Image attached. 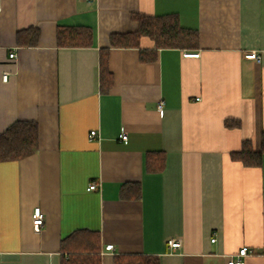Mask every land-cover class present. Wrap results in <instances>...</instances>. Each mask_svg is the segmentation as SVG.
Instances as JSON below:
<instances>
[{"label":"crops","instance_id":"obj_1","mask_svg":"<svg viewBox=\"0 0 264 264\" xmlns=\"http://www.w3.org/2000/svg\"><path fill=\"white\" fill-rule=\"evenodd\" d=\"M135 14L175 16L196 48L111 46L137 31ZM78 26L92 44L60 46L58 29ZM23 30L36 41L18 43ZM15 121L36 124L37 147L0 161V264H62L75 230L98 233L100 264H226L242 247L245 264H264V153L257 166L231 157L245 140L261 150L264 0H0V133Z\"/></svg>","mask_w":264,"mask_h":264},{"label":"trees","instance_id":"obj_2","mask_svg":"<svg viewBox=\"0 0 264 264\" xmlns=\"http://www.w3.org/2000/svg\"><path fill=\"white\" fill-rule=\"evenodd\" d=\"M138 23V29L132 33H113L110 35V45L117 47L136 46L141 36L154 40L157 47H175L191 50L197 46L195 30L182 27L175 16L133 15ZM35 32L29 30L17 33L20 44H31L36 41ZM57 41L60 46L82 47L92 44L93 35L88 27L59 28ZM107 50H102L100 57V81L103 90H107L112 82V74L108 68ZM230 125L228 121H225ZM37 147V126L31 121H15L0 133V161L16 160L32 154ZM264 153V132L262 133L261 150H252L250 143L245 140L241 149L231 153V157L245 165L257 166L261 163ZM157 168V167H156ZM153 168V169H156ZM152 169V168H151ZM152 169V170H153ZM138 187L135 183L122 186L125 196H135ZM99 235L89 230H75L63 242L68 250V257L62 264H100ZM116 264H159L156 256L142 254L116 255Z\"/></svg>","mask_w":264,"mask_h":264},{"label":"built area","instance_id":"obj_3","mask_svg":"<svg viewBox=\"0 0 264 264\" xmlns=\"http://www.w3.org/2000/svg\"><path fill=\"white\" fill-rule=\"evenodd\" d=\"M198 55H199L198 52L184 53V56H187V57H197ZM9 56L11 58H13L16 56V54H15V52H11L9 54ZM2 78L4 81H6L8 78V74L4 73ZM157 108H158L159 113L162 115L163 114V102L162 101L158 102ZM88 136H89V138L97 137V131L91 130ZM120 137L122 140L127 139V136L124 133L121 134ZM87 189L88 190L96 189L95 182L89 183ZM43 222H44L43 212L41 211L40 207H38V206L34 207L33 212H32V224H33V226L35 228L39 229L43 225ZM214 240H215V238H211V241H214ZM180 246H181V241L178 238H170L167 240V247L172 249V250L179 249ZM106 249L112 250V245H107ZM250 254H252V250L250 248L242 247L237 252H234L228 256L226 264H245V258L247 256H249Z\"/></svg>","mask_w":264,"mask_h":264}]
</instances>
